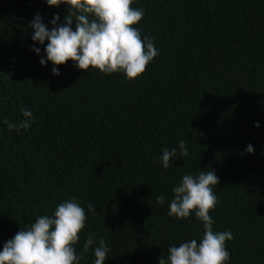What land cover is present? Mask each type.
Segmentation results:
<instances>
[{"label":"trees","instance_id":"1","mask_svg":"<svg viewBox=\"0 0 264 264\" xmlns=\"http://www.w3.org/2000/svg\"><path fill=\"white\" fill-rule=\"evenodd\" d=\"M132 7L144 10L136 27L159 55L128 81L71 61L55 76L51 62L40 64L48 42H34L30 24L39 14L49 30L56 15L62 25L68 6L0 0V250L75 199L87 216L77 255L95 238L79 264H94L101 237L104 264H158L168 247L199 241L204 231L194 214L169 216L173 187L185 174L212 170L213 230L233 234L227 264H264V0H133ZM21 108L32 112L31 126L9 131L3 120H22ZM164 148H177L167 169Z\"/></svg>","mask_w":264,"mask_h":264},{"label":"clouds","instance_id":"2","mask_svg":"<svg viewBox=\"0 0 264 264\" xmlns=\"http://www.w3.org/2000/svg\"><path fill=\"white\" fill-rule=\"evenodd\" d=\"M49 7L68 6L64 24L57 26L60 17L51 20L53 28L49 30L36 14L30 27L32 40L41 45L47 41L44 49L46 60L40 59L44 66L51 62L52 73L59 76L58 68L71 61L76 68L87 72L90 68L110 75L123 73L128 81L141 77L148 65L159 55L154 40L143 37L136 27L144 17L142 8H134L133 0H45ZM75 23V30L72 25ZM37 55L39 48L33 49ZM23 119L12 122L3 120L9 131L28 129L33 122L31 111L21 108ZM255 127L259 128L257 122ZM179 155L187 157L184 140L179 141ZM247 153L254 152L249 144ZM177 155V148H164L160 163L167 169L169 162ZM219 184V178L212 170H202L198 175L185 174L181 182L173 187V198L169 203V216L187 219L191 215L203 223V236L197 241L191 239L179 246L167 249V258L160 256L158 264H227L230 254L226 242L233 239L231 231L213 230L210 212L217 204L213 188ZM163 195L156 197L157 204H164ZM88 211L94 213L89 204ZM87 216L85 209L75 200L69 199L56 206L54 214L41 215L25 229H20L0 250V264H79L83 255L95 243L93 235L84 242L80 255L76 244L85 228ZM109 253L104 238L94 248V264H104Z\"/></svg>","mask_w":264,"mask_h":264}]
</instances>
